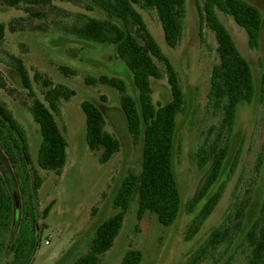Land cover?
I'll list each match as a JSON object with an SVG mask.
<instances>
[{"label": "rangeland", "instance_id": "374dc122", "mask_svg": "<svg viewBox=\"0 0 264 264\" xmlns=\"http://www.w3.org/2000/svg\"><path fill=\"white\" fill-rule=\"evenodd\" d=\"M247 1L256 5L264 15V0ZM29 6L23 3L18 8H10L0 3V23L6 25L5 37L0 44V76L5 83V87H0V103L26 132L32 166L42 180L36 195L38 248L32 264H73L88 253L98 226L117 212L114 198L124 178L130 172L139 173L142 166V143L133 144L129 135L120 92L106 85H89L86 79L102 75L119 77L126 82L129 93L135 98H138V92L131 72L118 57L114 46L83 43L66 30L84 22L81 16L104 19V12L88 11L83 3L65 0L53 1L47 7H33L34 12L44 14L38 17L27 12ZM139 11L163 53L177 70L185 93V108L177 118L173 159L182 205L177 221L165 227L151 213L139 220L135 200L113 247L102 256L100 264H121L130 250L142 253L141 264H186L198 255V249L212 231L226 221L229 214H232V218L228 224L236 231L234 224L237 225L238 219L234 210L240 208L243 219H252L264 203V102L260 99L264 33L260 48L252 50L246 31L231 16L218 13L239 50L251 64L255 97L252 103H243L238 108L229 139L228 156L218 181L189 212L188 203L203 185L210 168V164L199 165L197 153L200 145H205L206 141L215 142L217 130L209 132L211 127H219L221 119L220 115L208 109L211 71L218 62L217 43L213 32L207 27L203 29L201 39L194 0H187L183 35L176 48L166 44L155 12ZM10 55L22 58L32 93L20 85L16 71L8 65ZM157 63L163 78L153 81L155 104L164 103L169 97L165 66ZM62 68H66L69 74ZM70 71H74L75 75ZM36 73L49 78L56 86L62 85L76 91L70 100L61 101L60 114L56 115L68 142V160L61 175L40 169L37 162L42 137L30 108L35 99L44 100L46 89L42 83L35 81ZM84 100L101 107L106 118L105 130L122 143L121 151L105 164L99 161L101 152L92 151L87 143L86 116L81 108ZM237 156V164L233 168ZM261 158L263 165L257 171L256 165ZM221 186L224 193L219 204L193 235L191 227L194 221ZM26 191L29 192V189ZM14 199L18 202L16 216L20 218L31 200L28 194L21 191L15 193ZM46 208L49 211L44 216ZM245 223L241 224L242 232L247 229ZM10 230L7 226H0L2 264L13 259V254L9 253L2 259ZM236 245L237 242L224 244L214 252L210 251L198 264H245L247 251L237 250Z\"/></svg>", "mask_w": 264, "mask_h": 264}, {"label": "trees", "instance_id": "16d2710c", "mask_svg": "<svg viewBox=\"0 0 264 264\" xmlns=\"http://www.w3.org/2000/svg\"><path fill=\"white\" fill-rule=\"evenodd\" d=\"M53 1L65 0H0L10 8L21 4L30 5L27 12L33 16V7L50 6ZM83 3L86 10L104 12L106 18L84 17L80 25L66 28L67 32L83 43L108 44L116 48L118 57L124 62L133 76L138 98L129 93L126 82L119 77L102 75L86 79L89 85H106L116 88L121 94V108L125 116L127 129L133 144L142 143V166L139 173L130 172L114 198L117 212L98 226L86 255L73 264H100L102 256L114 245L130 209L136 200L137 218L142 220L147 213L156 215L159 223L165 227L173 225L181 211V192L174 172V144L177 130V118L185 108V93L180 77L171 60L163 53L159 44L148 29L139 9L153 11L162 26L164 39L170 48L180 43L184 30L187 0H71ZM200 26V37L207 27L215 36L218 62L213 66L210 76L208 109L220 115L219 127H211L209 133L217 130L215 142L206 141L200 145L197 153L199 165L210 164L209 172L201 188L188 203V211L206 197L218 181L229 152V139L232 134L237 111L241 104L252 103L255 97V82L251 64L239 50L233 36L219 18L218 13L231 16L236 24L243 28L248 36L250 49L261 46L264 33V15L262 11L247 0H194ZM6 25L0 23V44L5 37ZM8 65L17 73L20 85L31 91L22 58L10 55ZM165 66L169 97L164 103H154L153 81L161 80L163 73L158 63ZM261 77V101L264 102V61ZM69 74L66 68H62ZM75 75L74 71H70ZM35 81L46 89L44 100L35 99L31 106L34 121L39 126L42 142L38 152V166L44 171L61 175L66 166L68 142L61 130L56 115L60 114L62 100H70L76 91L40 74ZM0 87H5L0 76ZM32 93V91H31ZM104 99V98H103ZM81 108L86 116V138L92 151H100V163L109 162L121 151L122 143L113 134L105 130V113L96 103L84 100ZM225 140V141H224ZM238 156L233 164L236 167ZM262 158L256 168L261 170ZM42 180L32 166L30 148L26 132L14 119L12 113L0 103V226L10 228L8 246L2 259L9 253L13 259L4 264H32L38 248L36 195ZM29 189V192L26 190ZM28 194L31 203L21 217L16 216L18 202L15 193ZM224 187L221 186L203 206L191 231L195 235L204 220L208 219L219 204ZM245 207V206H244ZM240 208L234 210L237 225L233 231L228 221L215 228L207 241L186 264H198L205 255L224 244L237 242V250L247 251L245 264H264V203L252 219H243ZM49 208L44 211L47 216ZM247 229L242 232V223ZM191 234V235H192ZM189 235V237H191ZM228 252V250H227ZM196 255V254H195ZM231 258V257H230ZM5 259V258H4ZM232 259V258H231ZM142 253L139 250L128 251L121 264H141ZM2 264V262H0Z\"/></svg>", "mask_w": 264, "mask_h": 264}]
</instances>
